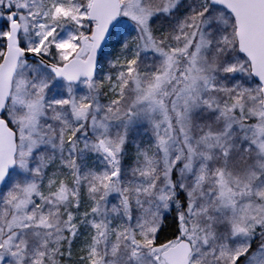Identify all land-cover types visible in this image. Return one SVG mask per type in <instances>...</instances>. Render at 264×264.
<instances>
[{
    "label": "snow or ice",
    "instance_id": "1",
    "mask_svg": "<svg viewBox=\"0 0 264 264\" xmlns=\"http://www.w3.org/2000/svg\"><path fill=\"white\" fill-rule=\"evenodd\" d=\"M0 264H264V0H0Z\"/></svg>",
    "mask_w": 264,
    "mask_h": 264
}]
</instances>
